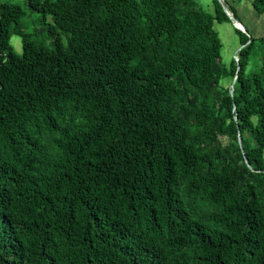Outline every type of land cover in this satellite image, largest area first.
Listing matches in <instances>:
<instances>
[{
	"label": "trees",
	"instance_id": "obj_1",
	"mask_svg": "<svg viewBox=\"0 0 264 264\" xmlns=\"http://www.w3.org/2000/svg\"><path fill=\"white\" fill-rule=\"evenodd\" d=\"M212 2L0 0V264H264V32L223 63Z\"/></svg>",
	"mask_w": 264,
	"mask_h": 264
},
{
	"label": "rangeland",
	"instance_id": "obj_2",
	"mask_svg": "<svg viewBox=\"0 0 264 264\" xmlns=\"http://www.w3.org/2000/svg\"><path fill=\"white\" fill-rule=\"evenodd\" d=\"M18 2L24 10L23 23L26 32H33L39 26L38 16L40 13L31 11L26 5L25 0H11ZM206 10L213 11L212 0H197ZM229 5L234 8L236 17L243 24L249 36L258 38L264 32V12L259 13L253 7V0H227ZM214 28L218 33L222 47L220 51L221 61L228 64L231 57L237 58V51L240 48L239 35L234 29L232 22H214ZM47 41V40H46ZM10 43L16 53L22 51L21 37L12 34Z\"/></svg>",
	"mask_w": 264,
	"mask_h": 264
},
{
	"label": "water",
	"instance_id": "obj_3",
	"mask_svg": "<svg viewBox=\"0 0 264 264\" xmlns=\"http://www.w3.org/2000/svg\"><path fill=\"white\" fill-rule=\"evenodd\" d=\"M218 1L220 2L223 11H224V12L226 13V15L229 17V19L231 20V22H232V24L234 25V27L238 28L239 30L243 31L244 33H246V34L248 35L247 30L245 29V27L243 26V24L238 20L237 17H235V16L233 15V13H232L231 11H229V9L227 8V6L225 5L224 0H218ZM248 37L251 38V36H249V35H248ZM248 42H249V40H248ZM242 46H243V45H241L240 48H241ZM240 48H239V49H240ZM239 49H238V50H239ZM238 69H239V65H237V70H238ZM234 82H235V78L232 80V84H233ZM238 140H239V144H240V146H241V139H240V136L238 137ZM246 162H247V161H246ZM247 165H249L248 162H247Z\"/></svg>",
	"mask_w": 264,
	"mask_h": 264
}]
</instances>
